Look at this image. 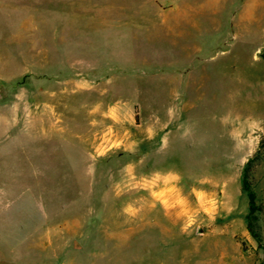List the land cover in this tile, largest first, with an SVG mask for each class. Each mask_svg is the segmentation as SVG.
<instances>
[{
	"label": "rangeland",
	"instance_id": "obj_1",
	"mask_svg": "<svg viewBox=\"0 0 264 264\" xmlns=\"http://www.w3.org/2000/svg\"><path fill=\"white\" fill-rule=\"evenodd\" d=\"M0 105V264H264V0H0Z\"/></svg>",
	"mask_w": 264,
	"mask_h": 264
},
{
	"label": "trees",
	"instance_id": "obj_2",
	"mask_svg": "<svg viewBox=\"0 0 264 264\" xmlns=\"http://www.w3.org/2000/svg\"><path fill=\"white\" fill-rule=\"evenodd\" d=\"M250 163L251 162H249L244 169L243 191L247 194L249 200V213L247 216L248 230L255 239L259 240L260 236L257 226L259 208L257 206L255 191L252 184L249 182Z\"/></svg>",
	"mask_w": 264,
	"mask_h": 264
},
{
	"label": "crops",
	"instance_id": "obj_3",
	"mask_svg": "<svg viewBox=\"0 0 264 264\" xmlns=\"http://www.w3.org/2000/svg\"><path fill=\"white\" fill-rule=\"evenodd\" d=\"M4 110H5L4 107H3L2 105H0V120H2L3 117H4V113H5ZM8 121H9V118H8ZM9 122H10V121H9ZM10 125H11V123H10ZM16 141H18V139H16ZM1 148H2V147H1ZM1 152H3V150L0 149V153H1ZM163 179H165V180H167V181L170 180L169 178H166V177L163 178ZM172 179H173V178H172ZM163 192H164V191H161V192L158 193V195H159L158 199H159V201H162V203H164L165 205H168V204H170V202H169V200H168L166 197H162Z\"/></svg>",
	"mask_w": 264,
	"mask_h": 264
}]
</instances>
